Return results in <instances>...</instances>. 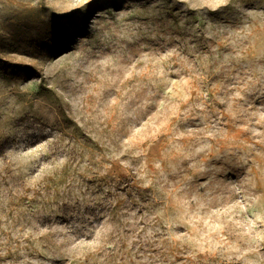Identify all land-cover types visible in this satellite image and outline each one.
<instances>
[{"label": "rangeland", "instance_id": "obj_1", "mask_svg": "<svg viewBox=\"0 0 264 264\" xmlns=\"http://www.w3.org/2000/svg\"><path fill=\"white\" fill-rule=\"evenodd\" d=\"M0 264H264V0H0Z\"/></svg>", "mask_w": 264, "mask_h": 264}]
</instances>
